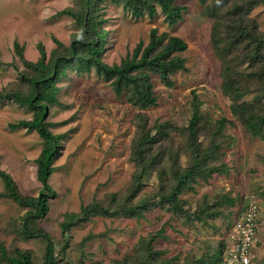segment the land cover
<instances>
[{"label": "rangeland", "instance_id": "rangeland-1", "mask_svg": "<svg viewBox=\"0 0 264 264\" xmlns=\"http://www.w3.org/2000/svg\"><path fill=\"white\" fill-rule=\"evenodd\" d=\"M176 2L185 8L183 18L174 25L164 20L161 11L153 18H135L121 7L104 2L108 30L104 60L119 63L140 41L147 44L154 28L181 37L188 44L183 53L187 69L173 75L172 87L153 75L158 103L146 110L150 124L170 121L183 125L193 93L210 118L234 120L232 103L223 92L221 64L212 50L207 6L199 0ZM73 6L75 0H0V89L17 81L25 69L16 42L23 47L24 57L32 62L41 57L39 44L49 57L56 39L70 43L78 27L71 16L60 12ZM252 16L264 32V3L253 10ZM59 85V103L50 108L48 121L52 122L50 129L54 133L65 136L53 162L56 170L49 179L55 195L49 199L48 214L40 221L50 237L23 240L16 235L15 229L27 209L0 195V239L8 247L31 251L33 264H44L52 255L55 264H112L113 259L140 246L142 238L151 231L160 229L169 215L158 208L143 219L95 215L89 221L72 225L67 232L63 230L65 214L79 213L95 200L124 192L129 186L136 173L129 157L135 130L132 120L137 109L123 96H116L110 82L94 71L78 74L69 70ZM261 92L253 95L255 102ZM31 116L17 102L0 101V168L12 176L22 194L37 196L42 184L37 178L35 159L41 152L42 139L36 131L10 127L11 123ZM225 134L231 142L224 157L229 172L201 182L196 192L183 198L195 202L205 193L216 194L221 202L232 198L234 205L227 202L221 208L223 214L206 231L179 220L172 222L174 228L167 227L166 231L168 240H160L157 245L170 249L169 254L181 255V260H186L192 250L196 255H212L223 240H228L242 209L255 198L261 209L253 264H264V139L247 133L237 121L227 124ZM187 160L186 156L176 158L174 168L186 166ZM156 181L157 175L151 170L143 184L150 187ZM5 191L0 177V194ZM162 192L164 196L168 193L167 189ZM86 237L93 238L82 245Z\"/></svg>", "mask_w": 264, "mask_h": 264}, {"label": "trees", "instance_id": "trees-1", "mask_svg": "<svg viewBox=\"0 0 264 264\" xmlns=\"http://www.w3.org/2000/svg\"><path fill=\"white\" fill-rule=\"evenodd\" d=\"M106 1L135 18H153L161 11L169 25L183 18L185 8L176 0H75V6L60 12L71 16L78 27L69 44L56 39L49 57L39 44L41 57L32 62L24 57L23 47L15 43L25 69L17 81L0 89V101H14L30 111L31 118L11 123L10 127L36 131L42 139L41 152L35 159L37 178L42 184L37 196L22 194L12 176L0 168L6 188L0 195L27 209L15 234L23 240L37 237L48 240L50 237L40 221L48 214L49 199L55 195L49 179L56 170L53 162L65 135L50 129L53 124L48 121L49 111L59 103V83L69 70L78 74L94 71L110 82L116 96H123L137 109L132 120L135 130L129 157L136 173L124 192L95 200L79 213L65 214L63 230L67 232L72 225L89 221L95 215L117 214L129 219H143L158 208L169 215L161 228L151 231L142 238L140 246L122 258L113 259L112 264H222L228 238L212 255H196L192 250L186 260H181V255L169 254L170 249L161 248L157 243L168 240L166 231L167 227L174 228L172 222L179 220L206 231L211 222L223 214L221 208L224 205H234L232 198L227 197L229 201L221 202L216 194L205 193L195 202L183 198L187 193L196 192L201 182H209L229 172L224 161L231 148L230 136L225 134L227 124L233 125L237 121L247 133L264 139V32L252 16L253 10L264 0H199L207 6L212 50L221 64L223 92L232 103L234 120L210 118L193 93L194 99L183 125L170 121L151 125L146 110L158 103L153 75H158L166 86L172 87L173 75L187 69L183 55L188 49L187 42L154 28L147 44L140 41L119 63H107L104 60L108 43L104 18ZM259 91H262L260 98L255 102L253 95ZM182 156L188 157L187 165L174 168L173 162ZM151 170L156 173L157 181L149 187L143 180ZM166 189L168 193L164 196L162 191ZM93 237H86L82 245ZM52 251L53 247L49 253ZM0 264H33V255L29 250L8 247L0 239ZM44 264H55L53 255Z\"/></svg>", "mask_w": 264, "mask_h": 264}, {"label": "built area", "instance_id": "built-area-1", "mask_svg": "<svg viewBox=\"0 0 264 264\" xmlns=\"http://www.w3.org/2000/svg\"><path fill=\"white\" fill-rule=\"evenodd\" d=\"M260 209L259 201L251 198L244 208L241 221L231 231L222 264H253Z\"/></svg>", "mask_w": 264, "mask_h": 264}, {"label": "crops", "instance_id": "crops-1", "mask_svg": "<svg viewBox=\"0 0 264 264\" xmlns=\"http://www.w3.org/2000/svg\"><path fill=\"white\" fill-rule=\"evenodd\" d=\"M242 212H243V209H242ZM241 212V214H240V220H238L237 222H240L241 221V219H242V215H243V213ZM259 221H260V219H259Z\"/></svg>", "mask_w": 264, "mask_h": 264}]
</instances>
